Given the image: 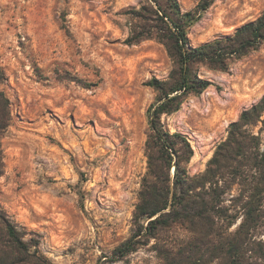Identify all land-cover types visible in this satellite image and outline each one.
<instances>
[{
    "label": "rangeland",
    "instance_id": "1",
    "mask_svg": "<svg viewBox=\"0 0 264 264\" xmlns=\"http://www.w3.org/2000/svg\"><path fill=\"white\" fill-rule=\"evenodd\" d=\"M179 1L186 12L201 0ZM143 3L0 0V67L7 75L1 88L12 116L1 138L0 205L27 240H40L51 264H163L161 250L189 234L178 224L161 228L148 244L115 258L135 230L148 171V110L158 95L148 83L168 79L176 67L156 38L127 43ZM263 12L264 0H216L189 28L190 43L226 38ZM197 68L212 84L162 117L194 149L190 175L207 168L229 125L264 96V44L228 71ZM252 128L264 143V124ZM230 185L225 203L233 207L241 185ZM262 208L256 234L264 240V202Z\"/></svg>",
    "mask_w": 264,
    "mask_h": 264
},
{
    "label": "trees",
    "instance_id": "2",
    "mask_svg": "<svg viewBox=\"0 0 264 264\" xmlns=\"http://www.w3.org/2000/svg\"><path fill=\"white\" fill-rule=\"evenodd\" d=\"M215 1L201 0L185 12L179 0H144L126 39L128 44L160 40L176 67L168 79L153 78L148 83L158 92L148 110V171L134 213L135 230L114 250L117 259L148 244L159 229L178 224L189 234L178 247L161 250L163 264H264V240L256 234L263 217L264 143L252 128L264 124V96L229 125L228 137L218 144L207 168L196 175L188 172L194 156L188 137L171 133L162 120L163 115L180 110L188 95L200 94L212 84L199 75V64L228 71L233 62L264 44L263 12L233 35L192 46L189 28ZM6 80L0 67V176L5 171L1 138L12 119L10 98L1 88ZM235 183L241 185V193L233 197L231 207L225 194ZM26 234L0 205V264H51L41 252L40 240H27Z\"/></svg>",
    "mask_w": 264,
    "mask_h": 264
}]
</instances>
